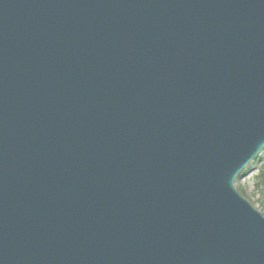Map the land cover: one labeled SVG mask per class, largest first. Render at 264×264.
<instances>
[{
	"label": "water",
	"instance_id": "obj_1",
	"mask_svg": "<svg viewBox=\"0 0 264 264\" xmlns=\"http://www.w3.org/2000/svg\"><path fill=\"white\" fill-rule=\"evenodd\" d=\"M263 151L264 0H0V264H264Z\"/></svg>",
	"mask_w": 264,
	"mask_h": 264
},
{
	"label": "rangeland",
	"instance_id": "obj_2",
	"mask_svg": "<svg viewBox=\"0 0 264 264\" xmlns=\"http://www.w3.org/2000/svg\"><path fill=\"white\" fill-rule=\"evenodd\" d=\"M262 163H264V151L258 160L256 159L250 163L247 169L240 176L239 180H235L234 186L235 188L241 187L246 194L244 197L263 215V213L259 210L258 205L254 203L257 200V196L253 194V178Z\"/></svg>",
	"mask_w": 264,
	"mask_h": 264
},
{
	"label": "trees",
	"instance_id": "obj_3",
	"mask_svg": "<svg viewBox=\"0 0 264 264\" xmlns=\"http://www.w3.org/2000/svg\"><path fill=\"white\" fill-rule=\"evenodd\" d=\"M237 189L242 196H246L245 191L241 187ZM253 194L257 196V200L254 203L258 205L259 210L264 215V163L257 169L253 178Z\"/></svg>",
	"mask_w": 264,
	"mask_h": 264
}]
</instances>
